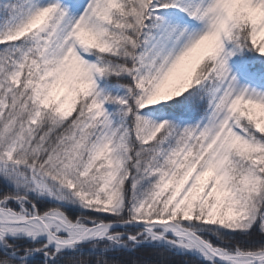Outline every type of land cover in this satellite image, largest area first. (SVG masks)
<instances>
[{"label":"snow or ice","instance_id":"1","mask_svg":"<svg viewBox=\"0 0 264 264\" xmlns=\"http://www.w3.org/2000/svg\"><path fill=\"white\" fill-rule=\"evenodd\" d=\"M0 264H264V0H0Z\"/></svg>","mask_w":264,"mask_h":264}]
</instances>
